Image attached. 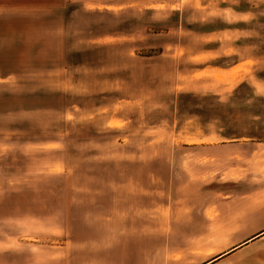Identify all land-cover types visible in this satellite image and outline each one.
<instances>
[{
	"label": "rangeland",
	"instance_id": "374dc122",
	"mask_svg": "<svg viewBox=\"0 0 264 264\" xmlns=\"http://www.w3.org/2000/svg\"><path fill=\"white\" fill-rule=\"evenodd\" d=\"M49 2L0 0V245L22 227L59 244L72 201L215 181L225 149L204 146L249 131L264 105L258 0Z\"/></svg>",
	"mask_w": 264,
	"mask_h": 264
},
{
	"label": "crops",
	"instance_id": "0c3cea01",
	"mask_svg": "<svg viewBox=\"0 0 264 264\" xmlns=\"http://www.w3.org/2000/svg\"><path fill=\"white\" fill-rule=\"evenodd\" d=\"M56 1L48 3L49 11L81 0ZM255 106L249 131L204 146L225 149L214 158L224 161L223 168L207 170L215 181L193 179L172 199L155 198L152 193L163 189L148 186L143 200L72 201L73 211L55 228L59 244L42 245L36 233L26 238L22 227L0 245V264H264V105ZM205 172L178 171L194 177Z\"/></svg>",
	"mask_w": 264,
	"mask_h": 264
}]
</instances>
